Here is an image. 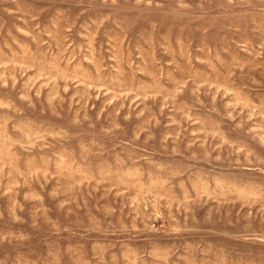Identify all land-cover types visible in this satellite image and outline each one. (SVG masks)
Masks as SVG:
<instances>
[{
	"label": "rangeland",
	"instance_id": "1",
	"mask_svg": "<svg viewBox=\"0 0 264 264\" xmlns=\"http://www.w3.org/2000/svg\"><path fill=\"white\" fill-rule=\"evenodd\" d=\"M0 264H264V0H0Z\"/></svg>",
	"mask_w": 264,
	"mask_h": 264
}]
</instances>
